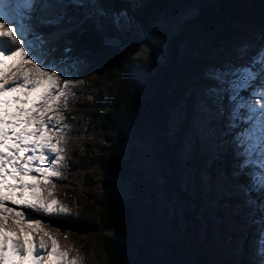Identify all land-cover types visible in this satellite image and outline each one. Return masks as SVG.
<instances>
[{"label": "trees", "instance_id": "16d2710c", "mask_svg": "<svg viewBox=\"0 0 264 264\" xmlns=\"http://www.w3.org/2000/svg\"><path fill=\"white\" fill-rule=\"evenodd\" d=\"M215 1L66 0V10L58 18L35 25L46 35L69 23L80 24L58 40L69 36L73 39L77 34L80 42H64L63 47H66L51 50L43 63L64 66L62 87L65 78L83 81L72 89L67 107L78 105L84 91L94 90V101L85 110V129L102 136V142L88 144L76 160L80 167L98 171L99 180L89 173L83 180L90 186L100 183L102 192L97 200L99 214L95 224L80 214L78 203L73 214H61L56 219L98 231L106 255L104 264H183L182 251L192 256L194 264H201L198 226L205 224L206 229L214 224V220L207 219L212 203H215L217 219L230 214V218L237 221L238 229L251 223L244 247L249 246L248 235L262 233L264 186L258 180L263 171L254 158L257 150L243 156L241 148L229 142L243 131L242 128H249L245 116L247 103L233 112L232 123L225 116L221 119L215 129L221 148L215 156H210L206 150L210 136L201 133L193 121V106L202 92L197 85L207 79L204 74L207 57L191 52L180 56L177 53V44L188 31H198L213 42H231L240 33L247 19L241 12L249 0H217L228 17L217 16ZM253 1L252 15L259 21L261 37H264V0L258 5ZM68 2L74 4L72 11L68 10L71 8V5L67 7ZM187 15H191L187 22L191 24L173 33L169 27L177 26ZM123 18L131 22L130 27L138 25L147 36L151 35L142 41L149 51L151 69L142 85L128 66L131 60H127L130 47L140 42L134 41L127 28H121ZM101 32L108 35L106 39ZM153 38L164 44L162 54ZM57 43L55 46L60 48ZM148 61L143 62L147 65ZM258 67L263 71L261 74ZM249 69L256 73L255 79L238 91L246 101L251 89L264 87V64L252 62ZM94 73L108 77L105 85L96 88L88 83L87 77ZM221 90L225 105L228 97L225 85ZM178 101L183 102L184 112L177 122L170 123L169 110ZM64 111L65 117H69L67 121L73 123L74 112L69 108ZM187 133V139L194 140V153L192 159L185 162L181 156ZM203 176L212 180L220 178L227 186L221 192H216L212 186L205 191ZM183 178H186L184 183ZM188 184L193 185L192 193L188 191ZM84 195L88 198L87 193ZM243 215L245 218L241 219ZM62 228L60 225L59 231L64 232ZM208 230L202 232L204 239L210 238ZM163 249H170L172 255L163 254ZM250 250L253 257L260 253L253 247Z\"/></svg>", "mask_w": 264, "mask_h": 264}, {"label": "rangeland", "instance_id": "374dc122", "mask_svg": "<svg viewBox=\"0 0 264 264\" xmlns=\"http://www.w3.org/2000/svg\"><path fill=\"white\" fill-rule=\"evenodd\" d=\"M42 1L44 2L45 0ZM216 2L217 0L214 3V7L217 11V16H226L227 12H224V9H220L221 5L219 6V3ZM252 2L254 1L249 0L247 4H245L241 14H246L247 19H245L241 25L242 28H240V33L232 38L231 42L223 40L213 42L208 36L205 37L198 33V31L192 30L185 33V36L180 39L176 48L178 56L182 55L184 52H191L193 54L196 53L199 56L205 55V57H207V62L204 66V74H206L207 79L203 84L199 83L197 85L199 90L202 89V92L197 95L193 106L195 112L193 121H195L194 126L199 128L201 133L204 132L207 136H210L208 145L206 146V150L210 152L209 155L212 157L215 156L221 148L219 144L220 141L218 140L215 132V129L217 128V125L220 124L221 119L225 116L227 121L232 123L235 117L233 112L237 111L241 106L247 103L246 108L248 111L245 116L247 122H250L249 128H242L243 131H241L239 135H234L231 139L232 141L229 142L231 144H234L235 142L234 146L241 148L243 156L247 153L250 154L251 151L253 152L257 150V154H259L258 161L261 160L259 161L261 164V162L264 163V114H262L260 109L264 108V87H262V90L251 89L250 98L247 101L241 93H238V91L245 89L247 85L252 84L255 79L254 77L256 73L253 74L251 72V78L247 79V82H244L245 70H250L249 64L252 62L259 63L261 59L264 58V37H261L262 30L259 29V21H257L255 16L252 15V13H254L253 9H255L253 8L255 4L253 5ZM262 2V0H256L257 5L262 4ZM65 3L66 2L63 0H50L46 3V5L52 9V14H41L38 16V10L41 9V6L37 8L31 0H26L20 5V13L23 12L27 17L23 20L29 19V21L26 22L27 27H32L35 23L34 17H36V20L39 22L42 21V19L51 20L58 18L60 12L66 10ZM69 5H71V8L68 7ZM67 7L68 10L72 11L74 9V4L68 2ZM190 18L191 15H187L178 21L177 26H170L169 28L173 33H178L180 28H186L188 24H191H187ZM124 19L125 18H123V20ZM130 23L131 22L129 20H124L121 22V28H127V31L131 34V36H133L132 38H134V41L140 43L130 47L127 60H131V64H128V66L134 71L137 82L142 85L143 82H145V78L151 73V69L149 67L150 63L148 61L150 58L149 51L148 48L144 46L142 41L151 38V35L147 36L145 31L138 25H131L132 27H130ZM79 25L80 24L75 25L69 23L67 24V27L63 28V32H68L71 29L78 28ZM102 29L103 28H101V30ZM50 32L53 33H51L50 36L45 35L47 38L54 37L56 33L60 37L62 36L60 32H58L57 28L55 31ZM24 33L33 54L38 56L42 63L46 60L45 58L50 52L55 49L61 50L66 47H63L64 42L68 43L74 40L73 42L78 44L81 39L77 34L73 39L69 36L65 39H61L60 42H58L60 38L55 40L56 42L43 38V46L47 47L40 49L41 45L39 43L35 44L33 47V41L36 37H38V35H33L34 32L32 30H24ZM77 33L79 34L81 31H78ZM101 34H103L105 39L108 36L105 35L104 32H101ZM57 42L60 43V48L55 46ZM157 42H155V44L158 46L159 54H162L165 49L164 44L159 41ZM61 46L63 48H61ZM143 61H148V64L145 65ZM73 64L76 65L77 63ZM47 65H55L52 70L60 73L62 80L64 66L58 64ZM79 65L80 64H78V66ZM25 67H30V65H25ZM258 72H260V74L263 72L260 67H258ZM107 78L108 77L106 76L94 73L92 76L87 77V80L91 86H96L97 88L100 85H105ZM192 78V80H194V77ZM207 80H209L208 83ZM199 82H201V80ZM224 85L228 93L225 105L223 104L221 90V87ZM59 86L61 87V85ZM80 97H82L83 100L78 105L72 104L69 106V111H73L75 114L73 123H69L67 121L69 120V117H65L64 115V110L68 109V107H64L63 102H61V107L58 109V112L51 113V115L59 114L63 116L67 121L68 127L63 135L56 131H49V136L52 137L50 142L57 144L62 151L58 153H49L45 150V152L50 158H54V156L58 154L64 157V160L59 168L60 175L58 177L51 178V182L46 188L43 185H38V187L42 194L46 195L47 192L50 191L52 196H54V199H56L61 206L68 209L69 215L75 212V204L78 203L79 205H77L80 214L87 216L88 221L95 224L99 214V205L97 200L102 192V187L100 183H95L91 186L88 185L87 181L83 180V176H85L86 173L92 174L97 181L100 178V174L96 169H85L80 167L76 159L78 155L82 154L84 148H87L88 144H93L94 142L100 144L102 142V136H96L93 132L90 133L85 129V110L86 106L93 102L94 90L84 91ZM234 97L236 99H234ZM182 103V101H178L177 105L170 108L168 122L174 123L181 118V114L184 112ZM230 105L231 108L229 107ZM230 110L232 112H229ZM208 132H210V135H208ZM188 136L189 134L187 133L184 137L186 139L183 140L182 145L183 156L181 157L184 158L185 162L190 161L194 153L192 152L194 140L191 137L187 139ZM242 154H240V156H242ZM245 159L248 158L245 157ZM44 166L48 167L50 165ZM262 168H264V165H262ZM30 175L37 177L38 179H42L39 173L35 171L31 172ZM205 176L201 178L206 184V187H204L205 191L209 188L208 186H212L216 192H221L223 187L227 186V184L220 178L215 177L212 180V178L208 176L205 179ZM185 181L186 178H183L182 183ZM182 187H186V184H182ZM192 187L193 185L191 184H188L187 186L188 191L191 193L193 190ZM86 193L88 194V198L84 195ZM73 199H75L76 202ZM213 201L214 200H212V202ZM203 203L207 204L206 202ZM207 205L209 206V204ZM214 205L215 203H212L211 208L213 210L209 209L207 213V219L214 220V224L206 229L205 224L201 223L198 226L202 244L199 250L200 263L264 264V228H262L263 234L260 230L258 231L260 233L254 232L251 233L250 236L248 235L249 246L244 247V241L246 240L245 236L247 235L246 232L248 231L251 223H247L242 228L238 229L237 221L231 219L230 214L225 213L222 220L219 218L217 219L215 216L216 209L214 208ZM13 207L17 210L25 211L28 216L41 221V224L37 226L36 230L28 228L27 232L36 244H40L41 240H43L45 245L49 244L52 246V240H56L57 257H61L62 253H67L66 259L75 260L76 264L105 263V250L101 246L99 232L95 231V229L76 227L74 224L62 222V220L58 221L56 218L59 215L47 216L23 209L21 206L13 205ZM243 218H245L244 215L241 219ZM8 225H10L14 231L20 232V225H18L14 220L8 219ZM60 225L63 226L62 229L64 232L59 231ZM39 228H43L49 235H45L44 232H40L38 230ZM207 229H209L207 234H210V238L204 239L206 236L202 232ZM172 240L173 239H171V241ZM251 247H253L257 252H260L259 254L263 257H260L258 253L257 257H253L250 250ZM194 251L196 252L197 250L194 249ZM163 254L167 256L172 255L170 249H163ZM181 260L183 264L195 263L192 256H190V254H184L183 251L181 252ZM59 264H65V259L63 257L60 258Z\"/></svg>", "mask_w": 264, "mask_h": 264}, {"label": "snow or ice", "instance_id": "6c2138e0", "mask_svg": "<svg viewBox=\"0 0 264 264\" xmlns=\"http://www.w3.org/2000/svg\"><path fill=\"white\" fill-rule=\"evenodd\" d=\"M37 43L42 47L43 38L36 37L33 47ZM260 62L264 64V58ZM53 67L55 65L43 64L33 54L23 26L17 23L13 14L0 13V264H42L39 250L45 247L43 240L37 245L27 232L28 228L36 230L41 221L28 216L25 211L7 207L6 202L47 216L68 214V209L61 206L50 191L42 194L38 185L46 188L51 178L58 177L64 160L58 154L50 158L45 152L62 151L50 142L49 131L63 135L68 127L63 116L51 113L58 112L61 102L67 107L72 89L83 81L65 78L60 87L61 74L52 70ZM250 78L251 71L245 70L244 82ZM260 111L264 114V108ZM33 171L42 179L31 176ZM258 180L264 186V173ZM9 217L20 225L23 246L12 234L7 223ZM38 230L49 235L43 228ZM56 243L53 239L48 254L50 264H59L61 257L65 264H76L75 260L66 259L67 253L57 257Z\"/></svg>", "mask_w": 264, "mask_h": 264}, {"label": "bare ground", "instance_id": "6f19581e", "mask_svg": "<svg viewBox=\"0 0 264 264\" xmlns=\"http://www.w3.org/2000/svg\"><path fill=\"white\" fill-rule=\"evenodd\" d=\"M44 3H45V1L43 2V1H40L39 0V5L41 6V10H44ZM50 34L51 33H48V34H46L47 36H50ZM36 35H38L39 37H42V38H47V36H43L42 34L41 35H39V34H36ZM60 36L56 33V35L54 36V37H48L47 39L48 40H53V41H55L57 38H59ZM255 149V148H254ZM258 155V156H257ZM256 156H254V158L255 159H257L258 160V157H259V154H257ZM257 157V158H256ZM259 161H261V160H259ZM258 161V162H259ZM259 165H260V168L262 169V171L264 172V168H262V165H264V163L263 162H261V164H260V162H259ZM262 172V173H263ZM11 182H13V181H11ZM6 206L7 207H12V204H11V202H6Z\"/></svg>", "mask_w": 264, "mask_h": 264}, {"label": "clouds", "instance_id": "9594fccd", "mask_svg": "<svg viewBox=\"0 0 264 264\" xmlns=\"http://www.w3.org/2000/svg\"><path fill=\"white\" fill-rule=\"evenodd\" d=\"M63 1H64V0H63ZM64 2H65V1H64ZM65 4H66V3H65ZM52 12H53V11H52ZM52 12H51V14H52ZM60 13H61V12H60ZM49 19H50V18H49ZM42 33H44V32H42ZM65 33H66V32H63L62 35L65 34ZM80 96H81V95H80ZM93 101H94V99H93ZM68 108H69V107H68Z\"/></svg>", "mask_w": 264, "mask_h": 264}]
</instances>
